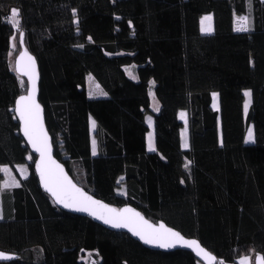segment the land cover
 I'll use <instances>...</instances> for the list:
<instances>
[{"label": "trees", "instance_id": "obj_1", "mask_svg": "<svg viewBox=\"0 0 264 264\" xmlns=\"http://www.w3.org/2000/svg\"><path fill=\"white\" fill-rule=\"evenodd\" d=\"M13 10L18 27L9 22ZM208 13L213 32L204 34ZM236 15L247 16L246 32L235 30ZM21 32L39 66L54 156L78 185L196 238L217 264L264 258V0H0V169H29L18 187L1 191L0 252L16 258L0 264H202L191 252L151 250L62 211L41 190L14 114L28 87L10 62ZM89 74L106 97H88ZM2 180L0 170V187Z\"/></svg>", "mask_w": 264, "mask_h": 264}, {"label": "water", "instance_id": "obj_2", "mask_svg": "<svg viewBox=\"0 0 264 264\" xmlns=\"http://www.w3.org/2000/svg\"><path fill=\"white\" fill-rule=\"evenodd\" d=\"M19 45H20V52L16 56L15 63H14V69H15V72L17 75H19L20 77H22L26 80L28 87H27V92L25 94L20 95L16 99L15 104H14V114H15V117H16L18 123H19V132H20L22 138L24 139L26 145L28 146L30 153L35 156L34 172H35V175L38 179L39 186H40L41 190L51 198V200L54 202L56 207L62 211L68 212V213L87 217V218L91 219L92 221H94L95 223H97V224H99V225H101V226H103L109 230L127 233L131 238L138 241L139 243H141L144 247H146L148 249L155 250V251H161V252H173L176 250H184V251L191 252L195 256V258L197 260H199L202 264H217V261H218L217 257L214 254H212L208 249H206L200 243V241L197 240L196 238H189V237L184 236L180 231L168 226L163 221H158L157 223L151 222L137 208H135L132 205H124L121 207H116V206L110 205V204L104 202L103 200L95 197L94 195H92L88 191H86L82 186L78 185L73 180V178L70 176V174L67 171L64 164L54 156L52 139H51V136L47 130L46 123H45L44 108L39 102V93H40L39 66H38V63H37L35 56L26 47L25 33L24 32L20 33ZM26 72L31 75V79H30L29 74H25ZM29 95H32L34 97L35 104L39 105V112H38L39 125H38V127L40 130V134H39V136H33V140H30L29 137L25 135V121H24V119L21 118V115H20V109L22 106L18 103L20 100V97H22V96L27 97ZM24 109L26 111V115H27V112L29 110H31L33 112V114H35V109L32 107L30 101L24 105ZM45 134H46L47 144L49 146V149H48V152L42 161L41 153L36 150V147L33 146V141L36 142L37 147H40L42 145L43 140L45 139ZM49 157H50V160H49ZM52 161H54L55 164H52L51 163ZM55 165H59V169H57L55 167ZM38 166H40V167H38ZM41 168H43L45 170L46 177L48 175L49 170H51V172L55 176L67 177V180L71 181V183L73 185H75L76 188L80 189L87 196H91L92 199L99 201L100 203H102L104 205H107L109 208L115 209L117 212H120L125 208L132 209L133 212L139 213L140 217H143L144 220H146L149 224H151L155 227H159L160 224H163L165 226V228L171 229L175 232H178L185 240L197 241L199 243V245L201 246V248L206 250V252L209 254V257H206L203 254L197 255V251L194 248H189V247L183 245L182 243H177V244H175V246H172V247H161V246H159V244L145 243L144 240H142L139 236L134 235L133 231L130 230V228L133 227L132 225H130L129 227H114L113 223H105L104 222L105 218L112 219V217L110 216V214L106 213L104 210L98 209L97 215H92L90 212L78 211V210H76L75 207H65L63 203H60L57 201V198L54 197L51 194V192L46 190V188L44 186V182L41 179ZM60 170H62V171H60ZM101 215H103L104 218H98V216H101ZM3 254L9 258L8 259H0V263L9 262V261L16 258L15 256L10 255V254H5V253H3ZM210 257H214L215 261L213 262L210 259ZM261 258H263V256L261 254L257 253L255 255V264H264V259H261Z\"/></svg>", "mask_w": 264, "mask_h": 264}, {"label": "snow or ice", "instance_id": "obj_3", "mask_svg": "<svg viewBox=\"0 0 264 264\" xmlns=\"http://www.w3.org/2000/svg\"><path fill=\"white\" fill-rule=\"evenodd\" d=\"M18 16L17 10H13L12 17L10 19V23L13 24L14 27L19 26V20L16 19ZM206 20H210L211 17H205ZM246 17H239L238 23L241 25L237 28L238 31H246V27L243 25L246 24ZM207 31L208 29H204ZM31 59V58H30ZM29 74V73H25ZM30 75V74H29ZM31 79V75H30ZM245 96L250 97V93L246 92ZM31 102L32 107L35 109V114L31 110L27 112L24 109V105L27 102ZM22 107L20 109L21 118L25 121V135L29 137L30 140H33V136H39V105L35 104L34 97L29 95L27 97H20L18 102ZM247 103L245 104V110H247ZM183 116V114H181ZM149 123H151V119L149 118ZM248 140H252V133L249 131ZM33 146L36 147V150L41 153V158H43L48 152L49 146L47 144V138L45 134V139L42 142L40 147L36 146V142L33 141ZM187 147V144H185ZM50 160V157H49ZM55 164L54 161L51 162ZM40 167V166H38ZM57 169H59V165H55ZM3 171H7V169H0ZM62 171V170H60ZM41 179L44 182V186L47 191L51 192V194L57 198V201L63 203L65 207H75L78 211L90 212L92 215H97V210H104L106 213L110 214L112 219L105 218V223H113L114 227H129L133 231L134 235L139 236L145 243L149 244H159L161 247H172L177 243H182L183 245L194 248L197 251V255L203 254L206 257H209V254L201 248L199 243L195 240L188 241L185 240L178 232H175L171 229L165 228L163 224H160L159 227H155L149 224L143 217H140L139 213L133 212L132 209L125 208L120 212H117L115 209L109 208L107 205L100 203L92 199L91 196H87L80 189L76 188L75 185L71 183V181L67 180V177H58L55 176L51 170L48 171V175L46 177L45 170L41 168ZM8 185L5 184V187ZM18 186V185H16ZM98 218H104L103 215L98 216ZM9 257L5 256L3 253H0V259H8ZM210 259L214 262L215 258L210 257ZM264 259V258H261ZM222 264V262H221ZM241 264H247V258H244L241 261Z\"/></svg>", "mask_w": 264, "mask_h": 264}, {"label": "crops", "instance_id": "obj_4", "mask_svg": "<svg viewBox=\"0 0 264 264\" xmlns=\"http://www.w3.org/2000/svg\"><path fill=\"white\" fill-rule=\"evenodd\" d=\"M238 16L239 17L245 16L247 18L246 15H236L235 16V18H234V28H235L236 31H238L237 28L241 26L240 24H238V21H237V18H239ZM243 26L246 27V29L248 30V18H247L246 24H244ZM246 31H239V32H246ZM86 90H87V88H86ZM246 92L250 93V97L249 96H245L244 110H245V104L246 103L248 105L247 106L248 109H249V107L251 105V91L250 90H245L244 94ZM87 95L90 96L91 98L97 97L98 95L102 96V98L107 96L106 92L105 91L103 92L99 85L98 86H96V85L93 86V90H90V92L87 91ZM215 95H217V94L216 93L213 94V106H214V108H217L218 107V100H217V97ZM179 115H181L180 112H179ZM148 116H151V115H147L146 116V123H147L148 128H149V131H148V133L146 135V147H147V150L149 152H154L155 151L154 121H153V117L152 116L151 117H148ZM149 118L151 119V123H149ZM181 120H182V122L184 124L183 128H185L186 120H184L182 117H181ZM187 124H188V121H187ZM90 128H91V133H92V137H91V152H92L93 155H95L97 153V146H96V140L93 137V132H94V128H95V122H94L93 119L90 120ZM249 131H251V133H252V140H248ZM253 140H254L253 127H252V125H250V127L248 128L247 136H246V142L252 143ZM184 150H186V149H184ZM1 169H7V171H3L2 170L3 180H2V183H1V187H0V219L2 218L1 191L4 190V189H8V188L18 187L20 185L21 180L27 178L28 175H29L28 167L25 164L16 165L15 169H13V170H12L11 167H9L7 165L2 166ZM12 173H13V177L11 176ZM5 184H7L8 186L5 187ZM16 185H18V186H16Z\"/></svg>", "mask_w": 264, "mask_h": 264}, {"label": "rangeland", "instance_id": "obj_5", "mask_svg": "<svg viewBox=\"0 0 264 264\" xmlns=\"http://www.w3.org/2000/svg\"><path fill=\"white\" fill-rule=\"evenodd\" d=\"M205 17H211V19L210 20H206ZM241 17H245V16H241ZM237 21H238V18H237ZM204 29H208V30L205 31ZM201 31L204 34H210V33L213 32V17H212V14L208 13V14H205V15L202 16V18H201ZM16 50H17V44H16V42H14L13 50H12V53L10 55V62L12 64L13 68H14V63H15V59H16V56H17ZM97 84H98L97 81L94 79V77L91 74H89L86 77V88H87V91L90 92V90H93V86H95V85L98 86L99 85V84L98 85ZM101 90L104 92V90L102 88H101ZM215 96L217 97V95H215ZM88 97L91 98L90 96H88ZM93 98H102V96L98 95L97 97H93ZM151 107L156 112L159 110V107H160V105H159L158 101L156 100V98L154 97V95L152 96V99H151ZM247 111L248 110H244L245 115H246ZM180 113L183 114V116L179 115V118L181 119V117H182L184 120H186L185 128H183L182 131H181L182 148L183 149H188L189 148V143H188V128H187V113L185 111H180ZM148 117H151V116H148ZM185 144H187V147H185ZM184 169H185L186 176H187V182L190 183L191 182V180H190V176H191V162L188 161L186 158L184 160ZM11 176L13 177V173L11 174ZM244 258H247V264H255V256L254 255L242 257L239 260L240 264H241V261Z\"/></svg>", "mask_w": 264, "mask_h": 264}]
</instances>
